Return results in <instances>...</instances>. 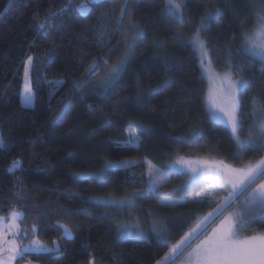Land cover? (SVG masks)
Wrapping results in <instances>:
<instances>
[{
    "label": "trees",
    "instance_id": "trees-1",
    "mask_svg": "<svg viewBox=\"0 0 264 264\" xmlns=\"http://www.w3.org/2000/svg\"><path fill=\"white\" fill-rule=\"evenodd\" d=\"M73 2L79 7L89 3L91 11L66 9L63 23L50 30V36H44L38 21L60 8L64 0H0V135L8 144L0 151V217L21 209L25 213L23 228L30 230L35 224L39 239L49 245L60 243L61 255L32 253L19 263L155 264L167 248L158 247L151 236L152 243L134 235L118 238L120 221L147 229L153 219L166 220L174 243L211 207L191 202L160 205L158 197L149 196L137 201L131 209L136 212L131 213L127 209L118 212L89 198L124 197L140 190L147 180L149 161L163 167L177 156L212 155L239 166L263 154L246 150L243 160L233 159L236 145L229 130L207 118L208 83L197 52L187 40L180 39L197 30L206 8H219V20L202 34L206 41L214 42L208 45L214 67L230 69L233 57L225 46L242 43L240 32L256 19H248L244 28L238 27L239 21L255 10L248 7L247 0H184L183 22L177 23L166 8V0H132L135 7L129 19L139 22L146 36L122 74L119 87L103 96L98 85L109 71L108 65H102L99 74L79 89L73 84L102 54L108 57L109 65L121 55L128 36L126 29L114 26L123 0H108L104 5H94L90 0ZM97 25L106 29L103 40L98 38ZM233 33L235 39L231 38ZM113 45L116 47L109 55ZM48 50L51 58L41 64L39 58L47 56ZM232 54L233 63L245 67L242 72L230 69L235 77L261 75L258 58L245 60L235 48ZM29 56L34 61L30 73L34 100L32 106L25 107L23 84ZM253 97L264 101V83L259 80L244 99L245 111L250 110ZM66 103L69 107L60 115ZM252 123L251 116L245 118L242 135ZM136 124L151 128V132L145 134ZM193 127L201 130V137L194 144L182 142L181 135ZM132 136L140 137L138 146L126 143ZM17 160L22 166L9 171ZM107 161L131 163L127 168L113 169L110 183L89 178ZM184 180L185 175H173L161 186L160 194L184 197V192L172 196V189ZM20 189L25 193L23 199L15 195ZM204 190L196 188L188 195L198 197ZM81 209H87L88 214H81ZM57 221L73 229L71 239L63 236ZM256 231H264V223L251 225L246 233Z\"/></svg>",
    "mask_w": 264,
    "mask_h": 264
},
{
    "label": "snow or ice",
    "instance_id": "snow-or-ice-1",
    "mask_svg": "<svg viewBox=\"0 0 264 264\" xmlns=\"http://www.w3.org/2000/svg\"><path fill=\"white\" fill-rule=\"evenodd\" d=\"M94 5H104L108 0H90ZM214 3V0H209ZM249 8L255 11L250 12L243 20L239 21L238 27L244 28L247 20L255 18L257 23L247 31H241L239 38L242 43L239 45H226L229 55L233 57L232 48L237 54L248 60L251 57H259L257 71L261 74L257 77L234 78L233 71L229 70L220 79L224 85L219 95L210 94L208 104L205 109L207 118L215 125H222L229 130L231 138L235 142L233 159L243 160L247 151L264 153V101L253 97L250 101V110L245 111L244 99L256 85L257 80L264 83V0H247ZM186 6L184 0H166V8L172 13L177 23L183 22V9ZM135 7L132 0H123L120 5L119 16L116 20L117 30L126 29L128 39L124 45L121 55L116 63L109 65L108 57L99 56L92 61L85 70L84 76L74 82L73 87L79 89L85 83L99 74L102 65H108L109 71L101 78L98 85L100 94L109 95L120 85L122 74L130 66L131 61L137 54L140 42L145 39L146 32L139 22L129 19L131 10ZM76 8L73 0H64L62 6L54 11H50L44 20L38 21V27L44 36H50V30L55 29L63 23V15L66 9ZM91 11V9H89ZM37 15L38 14H34ZM221 10L215 11L205 9L204 15L199 20L197 30L185 38L180 36L181 41L187 40L198 52L200 64L203 68L205 63L211 62V55L208 45L214 43L205 40L202 33L211 29L212 22L218 21ZM233 15L238 13L233 10ZM127 21V25H126ZM96 32L98 38L103 40L106 29L103 25H97ZM232 39L236 38L233 33ZM161 47L164 45L156 41ZM116 46H109L111 50ZM48 55L39 58L41 64H47L51 58V50ZM229 61L230 69L245 71V67L240 62ZM34 68V61L31 56L27 58L25 67L26 82L24 86L23 105L30 107L33 104L34 93L30 84V73ZM207 71V70H206ZM166 86V84H165ZM94 86L93 90H95ZM155 92L156 89H150ZM69 107L64 104L60 115ZM251 116L253 123L248 125L249 131L242 137L244 131L245 118ZM56 117V119H58ZM142 132L148 134L151 128H146L136 124ZM201 137V130L191 128L186 134L181 135V141L194 144ZM127 144L139 145L140 137L132 136ZM7 142L0 135V151L7 149ZM131 162L107 161L104 168L98 173L90 174L91 179L101 183H110L112 170L117 168H127ZM149 164L147 180L142 183L140 190L126 193L124 197L110 196L91 197L89 199L105 207L116 208L119 212L122 209L131 210L137 205V201L147 199L149 196L158 197L157 203L167 206H178L191 202L194 205L211 207V211L199 219L196 224L176 240L171 242L172 229L168 227L167 221L163 219H153L148 228L138 227L133 234L126 225L117 227L118 238L133 236L138 240L147 241L149 236L153 237L156 245L167 248L164 255L156 260L155 264H264V231L254 232L244 235L251 225L264 223V155L258 158L248 159L246 162L235 166L226 163L224 160L215 158H188L177 156L174 160L163 167H156ZM21 161H13L9 171H14L21 167ZM187 175L188 180L176 188L172 189V196L179 192H184V197L173 199L168 195H161L160 188L163 184L170 182L173 175ZM74 175H79L74 173ZM196 188L205 190L198 197H190L189 192ZM224 193L220 195L219 193ZM15 195L21 199L25 193L22 189L17 190ZM68 211V210H64ZM81 214L87 215V209H81ZM155 217V213L149 211ZM24 212L13 210L11 212L12 224L0 226V264H18L26 259L28 254L41 253L61 255L62 249L58 241H53L49 246L37 236V225H33L29 230L20 228L15 223L18 218H22ZM58 227L63 229V236L71 239L73 229L67 224H60ZM78 227V225L76 226ZM10 233L12 239H8L6 234ZM31 264V261L28 262Z\"/></svg>",
    "mask_w": 264,
    "mask_h": 264
},
{
    "label": "rangeland",
    "instance_id": "rangeland-1",
    "mask_svg": "<svg viewBox=\"0 0 264 264\" xmlns=\"http://www.w3.org/2000/svg\"><path fill=\"white\" fill-rule=\"evenodd\" d=\"M80 10L83 12V13H86V12H88V10H89V8H90V4L89 3H83V4H81L80 5ZM256 23H257V21L253 24V25H251V26H249L248 28H246L245 29V31H247L248 29H250V28H253V26L254 25H256ZM202 36H203V34H202ZM203 38L205 39V37L203 36ZM206 40V39H205ZM208 50H209V47H208ZM197 52V51H196ZM209 52H210V50H209ZM197 55H198V58H199V54H198V52H197ZM211 55V54H210ZM256 58H258L259 59V57H256ZM199 63H200V58H199ZM201 65V64H200ZM201 70H202V73H203V76L206 78V80H207V83H208V85H207V91H206V102H207V104H208V98H209V95L210 94H215V95H219L220 94V92L222 91V89H223V87H224V85L222 84V82H221V77L226 73V72H228L230 69H224V70H220V69H217V68H215L214 67V65H213V63H212V59H211V62L210 63H208V62H206L205 63V65H204V67L202 68L201 67ZM207 70V71H206ZM234 78H239V77H235L234 76ZM26 82H28V81H26V78H25V80H24V84H23V94H24V86H25V83ZM30 84H31V81H30ZM240 135L243 137L244 135H242V133H240ZM262 155H264V153L262 154ZM261 156V155H260ZM185 157V156H184ZM186 157H188V158H192V159H195V158H210V157H212V158H215V159H217V160H222L221 158H218V157H216V156H212V155H206V156H202V157H189V156H186ZM259 157V156H258ZM258 157H256V158H258ZM225 161V160H224ZM226 162V161H225ZM226 163H229V162H226ZM230 164V163H229ZM233 165V164H232ZM236 166V165H235ZM188 180V177H187V175H185V180H184V183L186 182ZM183 183V184H184ZM15 211H19V212H23L21 209H15ZM129 212H131V213H135L136 211L133 209V210H130ZM13 223V221L11 220V212L9 213V215H7V216H1L0 217V226H7V225H10V224H12ZM15 223L17 224V225H19V227L20 228H22L23 229V225H22V223H21V218H18L16 221H15ZM120 225H126V226H128V228H129V230L130 231H132V232H134L135 233V231H136V229L139 227V225L138 224H136V223H127L126 222V220H122V221H120ZM256 232H260V231H256ZM133 233V234H134ZM254 232H252V233H244V235H250V234H253ZM6 236H7V238L8 239H12V236H11V234L10 233H7L6 234ZM49 245V244H48ZM50 246V245H49ZM28 262L29 261H27V262H24V263H19L18 262V264H28ZM31 264H37V263H34V262H31Z\"/></svg>",
    "mask_w": 264,
    "mask_h": 264
}]
</instances>
